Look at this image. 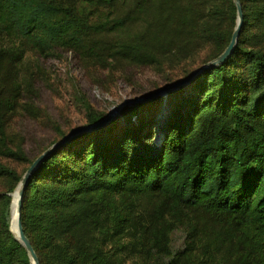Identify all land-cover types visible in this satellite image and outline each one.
I'll return each mask as SVG.
<instances>
[{
	"label": "trees",
	"instance_id": "trees-1",
	"mask_svg": "<svg viewBox=\"0 0 264 264\" xmlns=\"http://www.w3.org/2000/svg\"><path fill=\"white\" fill-rule=\"evenodd\" d=\"M240 3L231 54L198 73L180 100L166 101L183 87L147 103L160 102L158 119L144 104L124 106L38 164L20 222L40 264H157L166 256L164 264H264V0ZM235 20L232 0H0V37L86 62L159 66L206 47L203 65L226 48ZM23 54L0 48V79ZM89 115V124L101 118ZM120 119L128 126L105 135ZM3 133L0 124V154L26 160ZM0 179V264H30L7 224V193L21 175L0 162ZM187 216L202 225L172 254L169 232ZM230 250L238 257L223 256Z\"/></svg>",
	"mask_w": 264,
	"mask_h": 264
},
{
	"label": "rangeland",
	"instance_id": "rangeland-1",
	"mask_svg": "<svg viewBox=\"0 0 264 264\" xmlns=\"http://www.w3.org/2000/svg\"><path fill=\"white\" fill-rule=\"evenodd\" d=\"M0 48L24 49L22 60L15 63L8 76L0 79V105L3 113L0 124L4 125L6 144L13 149H20L26 156V160L18 161L0 154V162L21 177L30 162L52 143L74 128L89 125L87 116L90 113L101 114L103 118L123 100L146 96L158 88L185 78L202 65V59L208 52L205 47L179 63L166 61L159 66H136L124 61L114 64L111 61L86 62L76 53L63 49H55L43 55L22 40L5 35L0 37ZM187 84L182 86L185 90L180 96H170L166 101L172 98L180 100L186 96L190 91ZM153 100L141 102L145 105L141 110L156 114L158 119L163 108L160 102L146 106ZM121 122L122 119L110 129L107 128L105 132L108 133L105 135L115 136L121 133L128 126ZM18 184L12 192L7 193L11 198L7 224L8 231L13 236L10 228V206L12 193ZM6 187L5 180L0 179V191ZM193 225L200 228L202 222L189 216L183 217L182 222L169 232V248L172 254L185 248L188 231ZM222 253L224 257H238L232 250ZM166 260L167 256L161 258L157 264H164Z\"/></svg>",
	"mask_w": 264,
	"mask_h": 264
},
{
	"label": "water",
	"instance_id": "water-1",
	"mask_svg": "<svg viewBox=\"0 0 264 264\" xmlns=\"http://www.w3.org/2000/svg\"><path fill=\"white\" fill-rule=\"evenodd\" d=\"M236 9V25L235 28L231 34V38L230 41L228 43V45L226 46V48L223 50V52L221 54H219L216 58L210 60L209 62L199 66L198 68H196L194 71H192L188 76H186L185 78L178 80L172 84L163 86L161 88H158L157 90L153 91L152 93L146 95V96H140V97H136L135 99H131V100H123L120 104H118L117 106H115L112 111H110L105 117H103L102 119L86 125V126H82L79 128H74L72 129L70 132H68L65 136H63L60 140H58L57 142L53 143L51 146H49L46 150H44L41 154H39L34 160L33 162L29 165V167L27 168V170L24 172V174L22 175L20 182L16 188V190L18 191V196H17V222H16V230L12 231L15 238L22 244V246L25 248L27 255L29 257L30 263L31 264H40L39 260L34 252V250L32 249L30 242L28 241L27 237L25 236L24 232H23V228L20 222V206H21V199H22V194H23V190L28 182V179L30 177V175L32 174V172L36 169V167L38 166V164L51 152L53 151L55 148H57L59 145L67 142L72 136L82 133V132H86V131H92V130H96L99 129L101 127H103L104 125L108 124L119 112L120 110L124 107V106H128V105H132L135 103H141V102H148L153 100L154 98L158 97V96H162L165 95L166 93L179 89L180 87L184 86L185 84H187L188 82H190L194 77L197 76L198 73L202 72L205 69H209V68H213L218 64H221L232 52L236 42H237V38L240 32V28L242 25V8H241V3L240 0H232Z\"/></svg>",
	"mask_w": 264,
	"mask_h": 264
},
{
	"label": "bare ground",
	"instance_id": "bare-ground-1",
	"mask_svg": "<svg viewBox=\"0 0 264 264\" xmlns=\"http://www.w3.org/2000/svg\"><path fill=\"white\" fill-rule=\"evenodd\" d=\"M112 111V110H111ZM18 191L15 190L12 193V201H11V218H10V228L12 231L16 230V222H17V195Z\"/></svg>",
	"mask_w": 264,
	"mask_h": 264
}]
</instances>
